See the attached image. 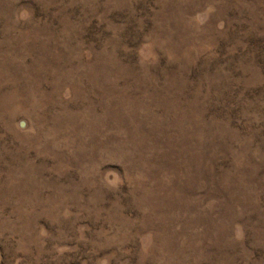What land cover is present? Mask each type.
Here are the masks:
<instances>
[{
    "label": "rangeland",
    "instance_id": "374dc122",
    "mask_svg": "<svg viewBox=\"0 0 264 264\" xmlns=\"http://www.w3.org/2000/svg\"><path fill=\"white\" fill-rule=\"evenodd\" d=\"M0 264H264V0H0Z\"/></svg>",
    "mask_w": 264,
    "mask_h": 264
}]
</instances>
